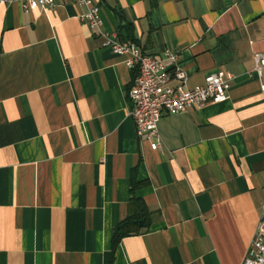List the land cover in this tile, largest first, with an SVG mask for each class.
<instances>
[{
	"label": "crops",
	"instance_id": "obj_1",
	"mask_svg": "<svg viewBox=\"0 0 264 264\" xmlns=\"http://www.w3.org/2000/svg\"><path fill=\"white\" fill-rule=\"evenodd\" d=\"M92 2L101 33L72 0L0 5V264H241L264 206V0ZM103 34L173 52L189 87L230 72L229 98L163 113L151 150ZM132 180L149 226L113 246Z\"/></svg>",
	"mask_w": 264,
	"mask_h": 264
},
{
	"label": "built area",
	"instance_id": "obj_2",
	"mask_svg": "<svg viewBox=\"0 0 264 264\" xmlns=\"http://www.w3.org/2000/svg\"><path fill=\"white\" fill-rule=\"evenodd\" d=\"M56 1L0 0V5L18 2L24 12H30L53 8ZM72 1L83 8L80 20L101 33L98 7L92 0ZM103 36V46L113 54L126 55L125 65L137 72L127 89L128 115L133 120L136 137L147 140L151 150H158L161 145L158 122L163 113L177 114L193 108L201 109L206 104L220 103L229 98L233 75L228 71L217 70L205 76L202 83L189 87L185 71L173 52L165 49L161 56H152L132 41L119 42L114 36ZM253 59V70L264 90V53L255 54ZM241 264H264V206Z\"/></svg>",
	"mask_w": 264,
	"mask_h": 264
},
{
	"label": "trees",
	"instance_id": "obj_3",
	"mask_svg": "<svg viewBox=\"0 0 264 264\" xmlns=\"http://www.w3.org/2000/svg\"><path fill=\"white\" fill-rule=\"evenodd\" d=\"M137 183L132 180L131 197L128 204L126 217L119 222L112 234V245L115 246L121 238L129 235L140 234L147 230L150 222V211L143 201L136 198L133 191Z\"/></svg>",
	"mask_w": 264,
	"mask_h": 264
}]
</instances>
